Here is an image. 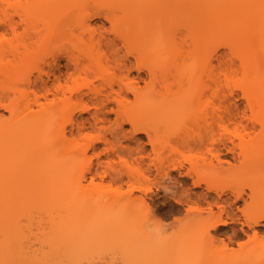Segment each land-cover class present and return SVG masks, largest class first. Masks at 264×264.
Returning a JSON list of instances; mask_svg holds the SVG:
<instances>
[{
  "label": "bare ground",
  "instance_id": "bare-ground-1",
  "mask_svg": "<svg viewBox=\"0 0 264 264\" xmlns=\"http://www.w3.org/2000/svg\"><path fill=\"white\" fill-rule=\"evenodd\" d=\"M181 1L162 2L168 24L160 34H155L150 25L155 9L147 6L156 5L152 0H139L123 11V27L119 32L127 50L123 52L120 46H117L118 51L113 50L108 42L106 44L117 69L124 74L111 81L104 95L93 93L96 99L92 100L88 86L90 90L80 89L85 83L80 84V88L70 87V82H77L81 75L87 78L92 65L83 63L75 55L76 43L67 40L70 30L67 19H51L44 32L43 0H0V21H16L21 16L28 21L25 27L17 26L14 32L10 25L0 23V204L7 206L8 212L17 211L21 215L27 212L31 216L36 211L42 224L40 250L31 249L30 239V245L25 248L23 238L15 233L5 244L7 264H84L83 261L92 256L82 249L88 250L94 237L105 239L109 232L119 233L121 226L130 223L160 221L150 200L155 201L162 189L167 198L185 206V213L178 220L195 223L205 216L209 222L221 217L227 219V224L207 228L208 235L212 237L211 230H221L229 241L234 236H247V241H237L240 248L237 262L264 264V224L249 226L244 223L243 214L237 211L247 205L258 219L264 207V93L247 94L245 91L242 97L246 104H243L231 90L228 96L235 98L234 103L229 99L228 104L223 105L225 96L221 94L220 84L223 58L219 48L233 46L228 42L208 45L206 40L212 36L211 28L200 41L177 42L180 26L192 32L197 26L208 28L215 15L240 8L252 0H197L188 9L181 6ZM257 3L250 13L245 7L240 10V23L254 28L244 37L245 42L256 35V30H264L261 0ZM12 5L24 7H10ZM91 16L102 17L112 24L117 22L110 12L99 10ZM105 21L88 25L93 39L96 34L101 37ZM166 42H170L169 45ZM46 43H52L57 49L48 70L43 69V44ZM100 44L98 40L92 50L97 54V64L103 66L111 59L107 52H102ZM209 49L216 53L211 68L206 67L204 61V53ZM61 104L70 106L63 113L69 115L71 134L84 135L87 139L84 154L96 143L107 144L103 152L105 158L98 159L94 171L90 162L89 165L84 162L86 166L76 159L75 154L80 150L74 140L69 146H76H63L66 126L61 127L57 135L53 133L56 115L62 112L59 111ZM110 113L115 115L113 120ZM117 118L118 125L114 123ZM224 122L226 126L221 128ZM226 122L235 123L234 128L227 127ZM124 124L130 125L129 131H121ZM88 127L107 131L112 139L102 131L97 135L91 133L95 135L91 137L90 133H85ZM129 132V140L134 141V145L123 142L129 136L125 133ZM135 133L144 134L147 141H141ZM176 142L182 150L198 149L200 154L186 156L174 146V153L180 149L181 154L162 158L159 148L166 149L167 143L171 146ZM147 145L151 148L147 149ZM129 160L142 166L139 167L144 168V175L155 173L160 178L158 191L142 185L130 167L115 169L116 163L128 164ZM227 164L237 165L238 174L250 178L230 192L214 180ZM101 169L108 173L113 185L117 184L108 199L100 196V192L95 198L94 193L88 191L92 184L88 187L84 182L88 172L92 174L90 182L94 185L95 174ZM201 187L202 191L196 190ZM18 198L22 206L15 203ZM172 208L168 211H182L180 206V209ZM255 208L258 211H254ZM227 227L232 230L231 234ZM229 241L223 242L225 248H229ZM247 242L252 246L245 250ZM93 260L86 263L94 264ZM187 264L204 262L197 255Z\"/></svg>",
  "mask_w": 264,
  "mask_h": 264
},
{
  "label": "rangeland",
  "instance_id": "rangeland-1",
  "mask_svg": "<svg viewBox=\"0 0 264 264\" xmlns=\"http://www.w3.org/2000/svg\"><path fill=\"white\" fill-rule=\"evenodd\" d=\"M60 1L43 0V30L44 32H47L46 24L53 18L65 17L67 19L66 21L70 24V30L67 40H71L76 43V50L74 49L75 55L78 58L82 59L83 63L92 65L91 72L88 76H86L87 78H85L84 74L81 75L77 82H70V87L73 89L76 87L80 88V84L84 85L85 83L86 86L84 85L80 89H86L89 87L92 91L91 94L95 93V95H104L109 90L111 81L119 79L123 76L124 73L117 69V66L111 58V53H109L107 49V40L102 37L105 36V33H102L101 37L100 34H96V37L94 39L92 38L93 35H91L88 25L92 24L93 26L95 25V22L100 23V21L105 20L102 17L91 16V14H93L95 11L100 10L103 12H110L112 16L115 15V19L117 20V22H114V24H112L111 22L105 21V29L108 30L114 27L119 32L123 27V24L121 23L123 11L135 5L139 0ZM164 1L165 0H152V2L156 5L152 6L150 4L149 6H147L155 9L150 24L152 29L155 31V34H160V32L163 31L168 24V19L165 15H163L166 11L163 9L162 5V2ZM257 1L259 0H252L244 3L240 6V8L236 7L230 12H220L218 15H215L213 17L211 23H208V28L203 27L201 29L199 28V26H197L192 32L189 31L187 27L182 25L180 26L177 35L178 43L183 44L186 42L187 44H191L193 41H200L207 34V31L210 30L209 28H211L213 30V33L212 36H209L206 40V43L208 45L228 42L233 46L232 48H230L228 46L222 45L219 48V53L222 54L223 58V64L221 65V73H223V77L221 76L220 82L221 94L225 96V89H229L230 91L232 90L234 91V94L236 93V96L242 99L241 102L243 104H246V99L242 97L245 91H247V94L264 93V30L255 29L256 35L250 36L251 40L249 42H245L244 37H247V34H250L254 28L250 27L248 24L245 25L240 23L242 16V11L240 13L241 8L245 7L247 12L250 13L255 10V7L259 3H257ZM196 2L197 0H182L180 3L183 8L188 9L192 8ZM205 28H207L206 32ZM129 30H131V28H129ZM228 32L233 33V35L227 36L226 34ZM98 40H100V45L103 48L101 49L102 52H107L108 57L111 59H109L110 64L107 63V61L103 63V66L97 64V54L96 52H93L92 48L93 45L98 42ZM169 43L170 42H166L167 45H169ZM119 46L122 48L123 52L127 50L125 46V39L121 40V45ZM55 52H57V49L53 46L52 43L43 44L44 70L49 69V62L52 60V54H54ZM128 56L131 60L135 61L133 55L129 54ZM62 62H65V59H62ZM132 73L136 74V72L134 71ZM68 94L70 93L68 92ZM95 95L93 94V97L91 96L92 100L96 99L94 97ZM85 98L87 99V97ZM222 104L225 105L223 102ZM59 107V111L62 112L60 113V115L58 113L56 115L57 119L54 122L53 133L57 135L61 127L66 126V138L62 141V143L64 144L63 146L67 145L68 147H71V145L76 144L77 146H74H76V148L78 147L77 149L80 150V153L78 152L75 154L76 159L81 163L88 162V165L90 162L94 171V167H96L98 159L105 158L103 152L107 144H105L104 142L96 143L95 147H89L84 154L83 150L86 146L85 144L87 142V139L84 137V135H80L77 133L71 134V132L69 131L70 126L67 122L69 115L63 113V110H68L70 106L68 104H61ZM83 115L87 116L88 114L83 113ZM109 117H113L111 119L113 120L115 115L113 113H110ZM227 123L228 122H226V124ZM227 125V127L232 129L234 128L233 126L235 125V123ZM225 126L226 125L224 122V126H221V128ZM130 128L131 127L128 124L123 125L124 131H129ZM85 131H87L85 132L86 134L90 133L89 135H91V137H95V135L98 134L99 129L97 127H95V129L93 127H88ZM100 131L106 132L107 136L112 139L109 132L101 129ZM134 135L141 141H147V137L142 133H135ZM130 137L131 136L129 135L128 139L124 138L123 142H129L128 144L134 145L135 142L129 140ZM72 140H74L75 143L69 146L70 141ZM169 144L167 143L168 146H165V148L168 147L166 149H164L163 146L159 148L161 149L160 152L162 154V158L169 156L176 157L178 153L181 154L180 152L182 148L181 146L178 147L177 142L174 144L171 143V146H169ZM148 148L150 149L151 147L147 145V149ZM173 148L175 150L176 148H180L181 150L179 149L180 152H178V150L176 153H174L175 151ZM183 153L186 156H196L198 153L200 154V151L198 149H188L182 150V154ZM179 154L177 156H179ZM129 161L130 162L128 164L116 163L117 165L115 164V169H128V167H130L133 170H131L130 168L129 169L131 171H134L135 173H133L134 176L136 175L135 177H138V179H140L139 181L136 178V181L138 180L142 183V185H148L153 190L158 191L157 188L159 187L160 178H157L155 173H145L146 175H144V168L140 169V167L142 168V166H140L137 162L135 163V161L133 160ZM85 165L87 166V164ZM224 168L225 169L223 170L222 174L214 180L217 179L216 181L220 185V187L228 189L227 192H230V189H235L237 185L247 183V178L249 177L240 176V174H238L237 172V165L227 164ZM102 169L107 170L106 167H103ZM102 169L100 170V172L95 174L94 185L90 182L92 179V174L88 172L86 173L87 177L84 182L88 184V187L90 184H92V186L90 185L91 187L88 191H91V193L93 192L94 194H92L95 196V198L96 196L98 197V194L100 192V196L102 195L104 199H108L109 196L114 193L113 191H115V187L117 184L113 185V183L109 181L110 176H108V173L105 174ZM176 174L173 173V176H176ZM190 181L191 180H189V182ZM201 188H196V190L202 191L203 188ZM86 191L87 190L85 189V192ZM78 192H82V194H84V191ZM159 193L160 194L156 196L158 198H156L155 201L150 200V202L153 210L155 211V214L159 216L160 221H150L146 223H140L138 225L132 223H130L129 225L126 224L124 226H121L123 228L121 231H118L119 233H115L113 231L109 232L105 239L101 240V238H98L97 236L96 238L94 237L93 241L89 245L88 250L84 248L82 249V251L87 252L89 256L91 255L92 260L94 258V264H187V262H189L191 258L197 257V255L203 258L204 264H241L236 260L237 255L240 251L237 241L239 239L247 241V236L243 235V238L234 236L233 240L229 241L227 235L221 234V232L223 231L220 230V232H216L211 230V235H214H212V238L207 233L206 226L209 223V218L207 216H205V218L200 221H196L195 223H188L185 220L182 221L183 219L181 218L185 213V206L183 207L180 204L176 203L172 198H167L163 189L160 190ZM88 196L89 195H87V197ZM88 198L91 197L89 196ZM18 199L15 201V203L18 206H22L23 204H21L20 199ZM17 205H14L15 208H17ZM174 206L177 208H179V206L180 208L182 207V209L179 208L182 211L175 212V210H173V212H169V209H171L172 207V209L175 208ZM7 208V206L0 204V262H4V264L8 263V261L5 259V244L6 242L9 243V241L16 235L15 233H19V235L23 238L25 248L27 244L28 246L30 245L28 241L30 239L32 246L31 249L38 252L41 246L39 243V237L41 235L40 232L42 229V224H40V215L38 212L33 211L31 213V216H29L27 212V214L24 213L23 215H21L17 211L8 212L9 210ZM254 211L258 210L255 208ZM179 217H181V221L178 220ZM14 222L15 224H13ZM226 229L228 230V233L231 234L232 230L228 227ZM226 241H229V248H225V246L223 245V242L225 244ZM251 246L252 243L247 242L245 250L250 249ZM89 260H87L86 262H88ZM83 262L84 264H87L85 261ZM91 264H93L92 261Z\"/></svg>",
  "mask_w": 264,
  "mask_h": 264
},
{
  "label": "snow or ice",
  "instance_id": "snow-or-ice-1",
  "mask_svg": "<svg viewBox=\"0 0 264 264\" xmlns=\"http://www.w3.org/2000/svg\"><path fill=\"white\" fill-rule=\"evenodd\" d=\"M10 7H24L23 5H12ZM262 11H264V0H261V5H260ZM0 23H5L7 25L11 26V31H16V27H25V25L28 23V21L26 19L23 18V16L19 17L18 20L16 21H11V20H4V21H0ZM101 32L105 33V39L107 40V42L112 46L113 50H119V48L117 46L121 45V40L123 39V37L121 36V34L113 27L111 29L105 30L103 28H101ZM127 55V53H126ZM216 55V53L214 52V50L209 49L204 53V61L206 64V67L211 68L212 67V58L213 56ZM135 66V65H133ZM221 76L223 77V73H221ZM209 91H211V89H209ZM229 89H225L224 95H225V99L223 100V103L225 105L228 104V100L231 99L234 103L235 98L234 97H230L228 96L229 93ZM238 95V93H237ZM112 112H115V109H109ZM247 111V110H245ZM117 125L119 124V118H117V121L114 122ZM137 129H132L131 131H135ZM121 131H123V129H121ZM131 132L129 133H125V135H130ZM167 191L171 192V189H167ZM237 211L239 213L243 214V220L244 223L249 225V226H254L256 223H260V224H264V207H262L261 211H260V215L259 218H255L252 211L249 209V207L246 205L244 208H240L237 209ZM229 223V221L227 219H224L223 217L219 218L218 220H213L210 221L207 224V228H215L217 226V224H227ZM0 264H4V262H0Z\"/></svg>",
  "mask_w": 264,
  "mask_h": 264
}]
</instances>
